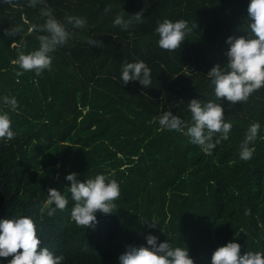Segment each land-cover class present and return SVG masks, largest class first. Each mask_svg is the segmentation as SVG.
<instances>
[{
	"label": "trees",
	"instance_id": "16d2710c",
	"mask_svg": "<svg viewBox=\"0 0 264 264\" xmlns=\"http://www.w3.org/2000/svg\"><path fill=\"white\" fill-rule=\"evenodd\" d=\"M0 264H264V0H0Z\"/></svg>",
	"mask_w": 264,
	"mask_h": 264
}]
</instances>
